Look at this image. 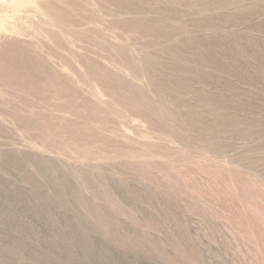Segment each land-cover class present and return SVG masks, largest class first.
<instances>
[{
	"label": "rangeland",
	"instance_id": "obj_1",
	"mask_svg": "<svg viewBox=\"0 0 264 264\" xmlns=\"http://www.w3.org/2000/svg\"><path fill=\"white\" fill-rule=\"evenodd\" d=\"M0 264H264V0H0Z\"/></svg>",
	"mask_w": 264,
	"mask_h": 264
}]
</instances>
